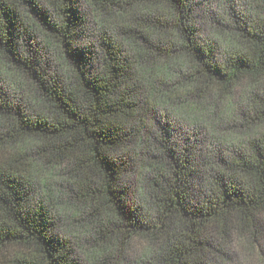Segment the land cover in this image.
<instances>
[{"label":"trees","instance_id":"trees-1","mask_svg":"<svg viewBox=\"0 0 264 264\" xmlns=\"http://www.w3.org/2000/svg\"><path fill=\"white\" fill-rule=\"evenodd\" d=\"M84 1L0 0V264L264 256V0Z\"/></svg>","mask_w":264,"mask_h":264},{"label":"rangeland","instance_id":"rangeland-1","mask_svg":"<svg viewBox=\"0 0 264 264\" xmlns=\"http://www.w3.org/2000/svg\"><path fill=\"white\" fill-rule=\"evenodd\" d=\"M80 4L83 10L88 9L84 0H81ZM248 245L249 244H247L244 248L238 246L234 247V250L232 253H230V256L227 257L223 262H225V264H264V256L260 255V252H258L256 249H252V247L247 248ZM131 248V252L126 254V259L127 257L131 258V255L133 256L140 252L143 248V245L140 242H134Z\"/></svg>","mask_w":264,"mask_h":264}]
</instances>
